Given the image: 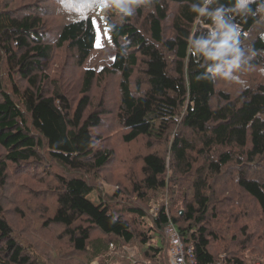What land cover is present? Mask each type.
<instances>
[{"label": "trees", "instance_id": "1", "mask_svg": "<svg viewBox=\"0 0 264 264\" xmlns=\"http://www.w3.org/2000/svg\"><path fill=\"white\" fill-rule=\"evenodd\" d=\"M126 2L135 9L132 16L121 19L115 7L108 8L113 14L111 39L116 54L112 71L105 68L120 74V117L127 130L123 139L132 142L146 137L153 146L167 140L173 127L178 128L169 149L172 158L168 160L157 152L144 156V178L136 184L139 198L148 197L146 190L167 187L165 175L169 167L183 176L196 175L194 197L185 204L184 213L171 215L162 204L152 218L149 234L141 232L143 250L137 249L141 257L138 262L170 264L165 227L172 222L185 245L192 247L199 264H253L259 259L247 256L264 243V232L254 241L247 226L245 240L234 241L231 247L222 245L225 240L209 224L218 219L220 210L230 211L223 208L221 198H215L219 194L211 181L222 182L228 173L227 177L254 199L264 215V176L251 168L264 160V83L247 87L233 99L217 92L215 73L209 69L220 61L208 59L196 42L212 37L215 25L208 13L223 6L221 19L237 25V39L241 42L238 47L251 57L241 64L261 65L264 36L250 34L261 20L258 6L264 0H250L246 6L250 12L235 10L238 0H211L203 15L191 11V6H203L205 0ZM173 11L174 18L169 22ZM76 18V22L64 23L53 41L58 47L68 45L82 66L95 48L97 30L92 16ZM44 21L37 11L20 15L8 6L0 8V183H6L8 162L18 166L35 161L52 169L58 167L67 178H58L62 185L57 191L58 207L45 224L62 226L76 250L87 251L91 246L95 257L110 247L104 240H93V230L114 239L110 245L118 241L120 249L123 243L135 248V230L125 213L144 216V210L126 203L122 208L118 202L112 204L105 199L95 204L89 198L94 186L84 177V173L107 165L113 155L110 149L95 148L92 133L106 115L102 103L99 109L91 108L97 73L94 69L85 70L80 98L63 93L58 82L50 84L46 62L54 43L42 29ZM224 31L215 30V42ZM254 50L256 54L251 56ZM227 58L231 59V55ZM137 74L140 76L136 79ZM3 76L11 83L18 76L27 82V87L18 88L14 82L9 91ZM53 83L59 88L54 90ZM216 94L223 99L215 107L212 100ZM188 131L193 135L189 136ZM215 147L223 151L211 157ZM0 264H47L22 244L1 207Z\"/></svg>", "mask_w": 264, "mask_h": 264}, {"label": "rangeland", "instance_id": "2", "mask_svg": "<svg viewBox=\"0 0 264 264\" xmlns=\"http://www.w3.org/2000/svg\"><path fill=\"white\" fill-rule=\"evenodd\" d=\"M110 1L112 0H65L64 8L67 9L65 12L61 8L60 0H0V8L4 9L8 6L13 13L20 15L37 11L44 18L45 24L42 29L46 32L47 39L54 43L51 56L46 62V73L50 77V84L51 82L61 84L59 88L53 83L54 90L59 88L68 96L80 98L85 70L90 68L96 71L97 78L91 92L95 108H91L99 109L102 103L103 114L106 115L101 126L92 130L95 148L110 149L113 155L107 165L93 172L84 173V177L94 186V191L89 195V198L95 204H100L105 199L111 201L112 204L118 202L117 205L122 208L126 203L144 210V216L125 213L126 219L130 221L135 230L136 242L132 244V246H136L135 248L123 243L128 250L124 246L123 249H120L117 247L118 241L116 245H110L114 239L104 237L100 231L93 230L91 233L93 240H104L105 244L110 247L107 252L103 253L104 255L95 257L91 246L87 251L76 250L70 237L64 233L62 226L45 224L53 217L58 207L57 191L62 187L58 178L61 176L67 178L66 172L58 167L52 169L45 163L40 164L35 161L18 166L8 162L7 170L4 173L6 183L4 185L0 183L1 210H4L7 219L12 224L14 234L22 244L47 264H140L138 261L141 257L138 250H143V237L140 234L141 232L149 234L152 218L157 215L160 206L165 204L171 215H176L180 211L184 213L185 204L194 197L192 196L193 180L196 175L183 176V173L173 172L169 167V171L165 175L168 182L167 187L160 191L146 190L148 197L144 200L139 198L136 184H139L144 178L142 170L144 156L157 152L165 155L168 160L172 158L169 149L178 128L173 127L167 140L154 143L153 146L148 144L146 137H139L132 142L124 141L123 136L127 130L120 117V74L110 72L116 54L111 39L113 14L112 11H108ZM174 12L171 13L169 22L173 20ZM69 16H72L74 20L78 16H92L95 24L99 25L105 35L102 46L97 47L95 43V48L89 59L82 66L77 63L76 56L68 45L58 47L53 41L59 29L69 21ZM262 33H264V13L250 36L257 37ZM244 56L249 57L248 55ZM248 60L245 61L242 57L241 63ZM105 68L110 71H105ZM261 69H264V61L261 65L241 64L238 69H233V75L239 76L245 82L243 84L225 80L223 73L227 70L222 69L220 73H215L216 90L230 95L232 99L236 98L247 87L264 83V71ZM139 76L137 74L135 78L137 79ZM14 82L18 88L27 87V82L18 76L15 77ZM14 82L11 83L6 76H3V84L9 91L13 90ZM221 99L223 97L216 94L212 100L213 105L218 106ZM187 134L193 135L191 131H188ZM220 151H223V148L215 147L210 156H217ZM262 162L255 163V166L251 167L252 172L257 171V175L260 177L264 176V160ZM223 176L225 180H220L222 182L211 181V185H214L216 193L219 194L215 198H221L220 202L224 205L223 208L230 212L226 213L220 210L217 212L218 219L209 226H215L218 235L225 240L222 245L231 247L234 241L245 240L244 228H248L247 226H250L249 234L253 236L254 241H258L257 238L264 232V215L254 199L240 189L233 178L227 177L228 173ZM118 194L120 197H117ZM143 217L147 218V221L143 220ZM261 243L262 245L253 254L247 256L249 259L253 257L259 259L255 260L253 264H264V243ZM231 251L235 253L234 250H228V252ZM129 258L131 261H128Z\"/></svg>", "mask_w": 264, "mask_h": 264}, {"label": "clouds", "instance_id": "3", "mask_svg": "<svg viewBox=\"0 0 264 264\" xmlns=\"http://www.w3.org/2000/svg\"><path fill=\"white\" fill-rule=\"evenodd\" d=\"M211 0H205L204 5L197 7L195 5L191 6V11L198 12L200 15H203L206 11V6L210 3ZM250 0H238L237 4L235 5V10H243L250 12L246 6ZM61 8L67 12V9L64 8L65 0H60ZM108 6L115 7L118 14L120 15L121 19L126 16H132L134 14L135 9L131 6V4L127 3L126 0H112L111 4ZM98 7V5H97ZM232 10V9H229ZM225 9L223 6L218 8L215 12L208 13L213 18L215 27L211 29L213 32L212 37L209 40L197 41L200 45L201 50L204 52V55L213 61H220V63L216 64L214 68H210L209 71L214 73H220L222 68H227V71L223 73V77L225 80L235 81L236 83L243 84L245 83L242 81L239 76L233 75V69H238L241 65L242 57L245 59H250L251 57H245L244 53L240 51L238 45L241 43L239 39H237L240 35V30L236 24L233 23H225L221 17ZM258 11L260 13H264V2H262L258 6ZM242 14V13H241ZM253 15H255L253 13ZM69 22H76L72 16H69ZM219 29H226L223 32L222 37L219 39L218 42L217 37L215 35V30ZM264 36V33L261 34ZM231 41V43H229ZM190 45L193 43V39L189 41ZM211 45V47H209ZM256 54L255 50L251 52V56ZM231 55V59L227 57ZM264 71V69H261Z\"/></svg>", "mask_w": 264, "mask_h": 264}, {"label": "built area", "instance_id": "4", "mask_svg": "<svg viewBox=\"0 0 264 264\" xmlns=\"http://www.w3.org/2000/svg\"><path fill=\"white\" fill-rule=\"evenodd\" d=\"M165 235L168 242V251L170 264H199L192 247H187L174 223H168L165 227ZM138 264V263H137ZM208 264H224L221 261H215Z\"/></svg>", "mask_w": 264, "mask_h": 264}, {"label": "snow or ice", "instance_id": "5", "mask_svg": "<svg viewBox=\"0 0 264 264\" xmlns=\"http://www.w3.org/2000/svg\"><path fill=\"white\" fill-rule=\"evenodd\" d=\"M95 24V22H93ZM95 27L97 29V41H96V46L97 47H101L102 46V42L103 39L105 38V35L103 33V31L99 28L98 24H95Z\"/></svg>", "mask_w": 264, "mask_h": 264}]
</instances>
